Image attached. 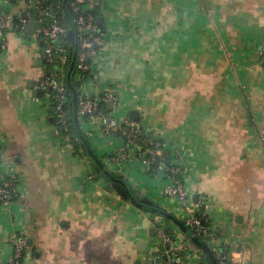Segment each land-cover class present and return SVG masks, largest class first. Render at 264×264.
Listing matches in <instances>:
<instances>
[{
	"label": "crops",
	"instance_id": "obj_1",
	"mask_svg": "<svg viewBox=\"0 0 264 264\" xmlns=\"http://www.w3.org/2000/svg\"><path fill=\"white\" fill-rule=\"evenodd\" d=\"M97 13L109 42L86 89L119 96L100 115L124 127L130 113L139 112L137 122L149 136L185 159L191 203L204 196L199 210L223 243L247 247L250 264H264V0H99ZM5 33L2 158L17 168L21 200L12 207L0 201V264L12 263L17 231L33 239L23 264H147L148 258L161 264L144 227L154 215L108 193L104 179H88L97 172L83 152L62 142L47 94L37 95L39 80L53 72L44 42L29 36L27 46L12 30ZM79 126L104 162L125 145L122 130L106 137L99 119L79 115ZM130 155L131 161L108 168L124 180L129 175L132 190L181 219L182 207L161 197L164 181ZM171 227L178 240L189 239Z\"/></svg>",
	"mask_w": 264,
	"mask_h": 264
},
{
	"label": "built area",
	"instance_id": "obj_2",
	"mask_svg": "<svg viewBox=\"0 0 264 264\" xmlns=\"http://www.w3.org/2000/svg\"><path fill=\"white\" fill-rule=\"evenodd\" d=\"M28 5L18 8L15 13L9 6L11 0H0V44L7 49L8 40L6 30L14 29L24 36H35L38 41L44 42V53L48 64H61L68 68L71 60L77 61V71L73 77L78 83L76 92L79 115L91 120H101L102 134L112 137L118 130L125 135V145L115 151L108 158L112 163H126L131 161V152L137 156V160L148 173L164 181L161 197L164 201L175 200L183 210V220L192 227L195 234L200 236L212 249L218 264H250L247 247L241 245L225 244L209 221V218L199 208L203 202L200 194L199 204L191 203V190L185 185L183 177L185 173V159L179 150L173 146H164L158 136H151L154 146L146 147L141 139L148 135V131L131 117L124 121L122 127L119 121L112 115H100L103 104L115 106L119 101L118 93L109 90L104 95L93 94L86 89L89 75L94 72L95 63L108 47V30L98 22V0H68L67 8L72 23H67V14L64 11L63 0H26ZM17 2V0H16ZM15 2V3H16ZM26 13L27 17L23 14ZM18 15L16 21L13 16ZM34 22V32H30L28 25ZM12 27V28H11ZM75 30L74 44L69 43L68 31ZM70 46H73V54ZM261 63L264 66V46L261 48ZM67 69L62 74L55 75L51 72L48 76L39 80L36 87L42 88L48 96L50 104L54 105V113L58 126L67 132L63 136V143L74 148L73 137L70 131V116L66 109L68 86ZM87 80V81H86ZM4 148V136L0 130V199L4 206L12 207L15 197H21L17 187L18 171L14 164L7 163L2 158ZM154 174V175H153ZM94 172L88 179L93 181ZM125 180L129 175L124 174ZM166 206V205H165ZM177 209V210H178ZM159 225L156 227L155 241L153 245L158 252L157 259L161 264H196L208 262L205 255L201 254L187 241H180L171 234L163 217H158ZM14 246V258L11 264H23L27 254V237L25 232H16L12 238ZM164 257V259H163Z\"/></svg>",
	"mask_w": 264,
	"mask_h": 264
},
{
	"label": "water",
	"instance_id": "obj_3",
	"mask_svg": "<svg viewBox=\"0 0 264 264\" xmlns=\"http://www.w3.org/2000/svg\"><path fill=\"white\" fill-rule=\"evenodd\" d=\"M67 1L68 0H63V6H64V11L65 13L71 18V16L69 15L68 12V8H67ZM12 3H15L16 0H11ZM97 4H99V0L97 1ZM24 17H27V14L24 13L23 14ZM18 19V15H14L13 16V20L16 21ZM98 22L100 24L103 23V18L102 17H98ZM29 31L30 32H34L35 29V24L34 22H31L28 25ZM68 35H69V43L70 44H74L75 41V30L73 28H70L68 31ZM46 61V59H45ZM49 74V72H48ZM30 86L31 88L35 87V82L31 81L30 82ZM37 95L39 97H42L44 94V90L42 88H37ZM72 93H73V89L70 86V88L67 91V98H71L72 97ZM79 109H78V105L76 104L75 107V115H74V120L72 123L73 127H77L79 128ZM139 112L137 111H132L130 113V116L132 118H137L138 117ZM82 144H84V142H82ZM131 154L133 155V152H131ZM102 169L104 170V180H105V190L108 193H111L112 191H115L119 194V196H121L122 198H124L125 200H130L132 202H134L135 204H137L140 208H142L143 210H145L146 212H151L154 217L145 220L144 222V227L146 229L150 230V234L152 236L156 235V227L155 226H151V224H158V217H163L164 221L167 223V226L170 230L171 234H174L175 231L172 229L171 227V221L172 220H177V217L170 211L167 209H164L162 207V205L157 201L152 199L149 195L143 194L140 190H132L131 187L129 186V184L122 179L121 177H118L119 175L116 174L109 170L104 164L101 165ZM195 201L198 200V195H196L195 197ZM1 201V199H0ZM2 203V202H1ZM178 223L180 224L181 222L178 221ZM192 240L195 243H198L199 245H201L203 247V249L205 250V252L208 254V258L210 260H208L207 264H218L217 259L212 251V249L210 248V246L206 243V241H204L203 239L199 238V237H193ZM155 241V238H152V242ZM33 242L32 238H27V244L28 246H31ZM142 247V251H146L147 250V244L145 241L141 242ZM158 255L157 250L152 252V256L156 257ZM207 258V257H206ZM164 259V257H163ZM138 264H141V261L137 262ZM147 264H153L154 263V259L153 258H148V260L146 261ZM200 264H205L203 262H201Z\"/></svg>",
	"mask_w": 264,
	"mask_h": 264
},
{
	"label": "trees",
	"instance_id": "obj_4",
	"mask_svg": "<svg viewBox=\"0 0 264 264\" xmlns=\"http://www.w3.org/2000/svg\"><path fill=\"white\" fill-rule=\"evenodd\" d=\"M67 23H72L71 21V18L69 16H67ZM103 26V25H102ZM70 49L72 51V53L74 52L75 53V49L73 48V46H70ZM73 53V54H74ZM49 65H53V64H49ZM77 61H74V60H71L69 62V65H68V68H67V73H68V76H69V79H68V86L70 88V86H72V84H74L75 86V90L73 89V93H72V97L71 98H68L67 99V104H66V109H67V112L70 116V131L69 133L72 135L73 137V142L75 144L74 146V151L76 154L80 155L82 152L86 155V158L94 165L95 167V171L97 172L96 176L94 177L93 181H99V180H102L104 179V170L102 169L101 165L104 164L106 167L107 165L105 164L103 158L101 156H99L95 151L94 149L92 148V145L90 143V140L88 138V136L83 132V130L79 127H73L72 126V123H73V120H74V113H75V107H76V104H77V98H78V95H77V92H76V88H77V85L78 83L76 82V80L74 79L73 75L74 73L77 71ZM52 108L54 110V105L52 104ZM104 108L105 110H108V104L105 103L102 105L101 109ZM131 117V116H129ZM132 118V117H131ZM134 120L137 121V118H133ZM139 123V122H138ZM58 125V124H57ZM126 125L124 124V127ZM61 133L63 134V136H65L67 134L66 131H64L63 129H61ZM148 133H150L148 131ZM123 134V133H122ZM124 136V139H125V135L123 134ZM152 135L149 136V134L147 136H144L142 139H141V143H143V145L146 147H151V146H154L152 143H151V137ZM161 140L163 141V147L167 145V142L165 140H163L161 138ZM82 142H84V144H82ZM108 168V167H107ZM109 169V168H108ZM184 169H185V165H184ZM110 170V169H109ZM116 175V173H115ZM154 175V174H153ZM120 177V176H118ZM130 186V185H129ZM131 187V186H130ZM132 189V187H131ZM21 198L20 197H15V201H20ZM129 202L135 204L134 202L130 201ZM160 204L162 205V207L164 209H167L169 210L168 208H166L163 204L160 202ZM142 209V208H141ZM145 211V210H144ZM151 213V212H149ZM181 222L180 224L178 223ZM172 223H174L175 225H178L181 229V232L183 234H185V236L187 237V235L189 236V238L191 239V242L193 243V245L195 246V248L203 255H205L207 257L208 260H210L208 258V254L205 252V250L203 249V247L201 245H199L198 243H195L192 238L193 237H199L201 238L200 236H198L197 234H195V231L192 227H190L189 225H187L183 220L181 219H178L177 220H172L171 221ZM170 231V230H169ZM202 239V238H201Z\"/></svg>",
	"mask_w": 264,
	"mask_h": 264
},
{
	"label": "rangeland",
	"instance_id": "obj_5",
	"mask_svg": "<svg viewBox=\"0 0 264 264\" xmlns=\"http://www.w3.org/2000/svg\"><path fill=\"white\" fill-rule=\"evenodd\" d=\"M28 5L27 1L26 0H17L16 3H12L10 6H9V9H12V12L15 13V11H17L18 8H23V7H26ZM12 28V27H11ZM13 32H15V34H17V36H19L20 38H22L23 40H25V42H27V46L30 44L29 41L27 40L28 36H24L22 35L21 33L17 32L16 30L14 29H11ZM10 31V29L8 30ZM67 69V67L61 65V64H57V65H52V70H53V73L57 76L60 74H62V72H65ZM74 90H75V86L74 84H72L71 86ZM47 96V95H46ZM48 97V96H47ZM62 142H63V139H62ZM105 164L107 165V167H109V165H111L109 162H105ZM90 167L93 169V170H96L94 165L90 162ZM145 185V184H144ZM187 243H189L190 245L191 244V239L189 238L187 240ZM151 246L152 243H151ZM198 259V258H196ZM195 259V260H196ZM195 260L192 261L191 264H196L195 263Z\"/></svg>",
	"mask_w": 264,
	"mask_h": 264
}]
</instances>
